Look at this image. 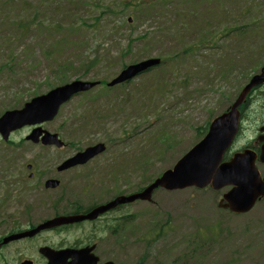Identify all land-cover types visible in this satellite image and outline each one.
<instances>
[{
	"label": "rangeland",
	"instance_id": "1",
	"mask_svg": "<svg viewBox=\"0 0 264 264\" xmlns=\"http://www.w3.org/2000/svg\"><path fill=\"white\" fill-rule=\"evenodd\" d=\"M155 1L0 0V115L61 84L56 62L77 66L65 69V83L109 81L126 65L150 57L164 60L121 86L103 90L98 85L73 97L45 125L59 132L66 146L40 149V161L59 162L89 144H106V153L95 160L114 166L120 178L107 184L106 196L134 192L171 168L203 137L206 122L264 66V0ZM97 57L83 73L78 64ZM262 103L257 91L251 118L256 111L259 117ZM26 130L14 133L17 145L24 146L19 143ZM11 147L0 140V166L20 170L27 158L21 148ZM230 156L229 149L224 158ZM10 172L0 174V236L37 224L53 211L35 204L34 211L24 212L27 201L14 193ZM227 188L158 189L151 203L137 201L123 210L118 243L89 224L49 230L3 247L0 264L24 258L44 264L40 245L68 247L92 235L101 262L264 264V203L231 214L217 206ZM71 198L58 209L106 199Z\"/></svg>",
	"mask_w": 264,
	"mask_h": 264
},
{
	"label": "water",
	"instance_id": "2",
	"mask_svg": "<svg viewBox=\"0 0 264 264\" xmlns=\"http://www.w3.org/2000/svg\"><path fill=\"white\" fill-rule=\"evenodd\" d=\"M159 62V58H148L130 64L123 68L107 85L113 86L129 80L135 75L156 66ZM98 83V81L73 80L32 98L20 109L5 111L0 116L1 136L4 140H7L11 131L21 128L24 125L52 120L62 104L66 103L75 94L87 91ZM263 83L264 68L261 69L260 73L251 77L230 108L211 121L204 138L187 151L172 168L165 170L160 177L141 192L128 196H118L113 201L98 206L85 215L59 216L45 221L30 230L9 234L2 239L0 246L13 240L33 236L45 228L85 219H94L99 213L120 203L131 202L135 199L150 200L153 190L157 187L173 190L192 186L204 188L209 185L211 188L218 190L224 186L232 185V188L219 199L218 206L229 209L234 213L248 211L253 206L257 197L264 195V185L253 163L251 161L249 163L246 162V151L236 154L229 161L221 162V160L224 152L232 143L238 129V107L254 86ZM40 135H42L41 141L43 144L55 143L58 147L63 144L57 139L55 134L52 135L39 127L35 128L27 136V139L36 141ZM103 150L104 144L102 143L89 147L85 151L79 152L72 158L66 160L60 168L85 162ZM93 249L94 246L81 249L65 248L54 250L44 246L39 248L38 251L47 258L46 264H97L99 258L91 253ZM20 264H32V261L26 259ZM103 264L114 263L107 261Z\"/></svg>",
	"mask_w": 264,
	"mask_h": 264
},
{
	"label": "flooded vegetation",
	"instance_id": "3",
	"mask_svg": "<svg viewBox=\"0 0 264 264\" xmlns=\"http://www.w3.org/2000/svg\"><path fill=\"white\" fill-rule=\"evenodd\" d=\"M241 107L239 130L230 150L231 156L245 150L250 151L252 154L249 153V155L250 157H254V165L258 171L260 179L264 182V160L260 159L261 148L264 146V129L261 130V128L264 127V110L261 113L259 108V117L258 111H256L251 118L249 116L250 105H242ZM225 110H227V108ZM46 123L47 122L43 123L41 126L44 128ZM28 128L29 132L33 129H30V127ZM26 136L27 135L23 136L19 143L24 146L15 145L12 134L10 135V143L8 144L12 146L10 149L13 150L21 148L23 159L27 158L22 161L20 170L13 165L9 167L0 166V174L6 173L7 170L11 171L9 176L13 175L11 178L13 181L15 180L14 184L17 185L14 193L18 192L25 197L27 204L22 207L24 212L28 211L29 204L32 201L36 202L40 208H43L46 200L54 201L74 195L73 184H75V191L79 196L93 194L106 196L107 187L104 185L107 182V174L105 173V170L101 171V167L98 166L97 162L88 161L82 165L63 171L58 170V163L40 161V149L44 150L51 146L43 145L40 141V137L37 138L36 141H32L26 140ZM67 175L72 177L70 178V183L63 188L64 192H61L60 190L57 193L54 192V189L56 188L46 187L45 181L47 179H57L60 183L62 181L64 184L65 182L62 179ZM102 175H105V177H102ZM2 190L3 188L0 187V193H2ZM259 202L264 203V197H261L255 204ZM47 206L53 207L54 204L53 202L48 203ZM119 208L120 207H117L111 212L119 210ZM102 217L103 216L99 217L100 219L98 218V220L101 221L103 219Z\"/></svg>",
	"mask_w": 264,
	"mask_h": 264
},
{
	"label": "trees",
	"instance_id": "4",
	"mask_svg": "<svg viewBox=\"0 0 264 264\" xmlns=\"http://www.w3.org/2000/svg\"><path fill=\"white\" fill-rule=\"evenodd\" d=\"M80 24H81V26H85L84 22H81ZM128 50H129V47L127 46L125 51L127 52ZM98 58H100V57H97V58H95V60H91L90 62H87V63L81 62V63L78 64V66L83 70V73H87V71L90 68V66L92 65L93 61L95 63H97V59ZM56 60L57 59H55L54 61H56ZM56 64H57V68H58V71H57L58 78H59L60 81L62 80V82H63L65 80L64 78H66V76L68 75L65 72V69L72 68L75 65H73L72 63L62 64L60 62H56ZM75 67H77V66H75ZM260 108L262 110H264V100H263V103L261 104Z\"/></svg>",
	"mask_w": 264,
	"mask_h": 264
}]
</instances>
